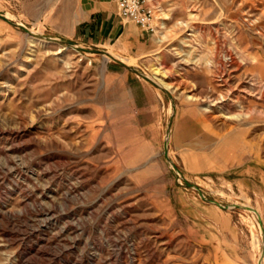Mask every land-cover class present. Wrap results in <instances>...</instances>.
I'll return each instance as SVG.
<instances>
[{
	"label": "rangeland",
	"instance_id": "374dc122",
	"mask_svg": "<svg viewBox=\"0 0 264 264\" xmlns=\"http://www.w3.org/2000/svg\"><path fill=\"white\" fill-rule=\"evenodd\" d=\"M147 4L119 63L56 39L97 0H0V264H259L264 0Z\"/></svg>",
	"mask_w": 264,
	"mask_h": 264
},
{
	"label": "crops",
	"instance_id": "0c3cea01",
	"mask_svg": "<svg viewBox=\"0 0 264 264\" xmlns=\"http://www.w3.org/2000/svg\"><path fill=\"white\" fill-rule=\"evenodd\" d=\"M99 5L96 8L89 10L88 17L77 22L75 26V41L71 42L85 48H92L91 46L102 45L106 42H111L114 38L118 37L123 41L134 43L140 42L141 38L145 37L147 31L142 30L137 24L127 21L119 16L117 6L113 0H97ZM115 10H111L112 7ZM117 15L118 21L114 22L115 16ZM125 24L124 26L121 24ZM127 23L129 26H127ZM134 26L136 30H139V34L136 37L135 34L131 33L130 27ZM131 34L134 36L131 38Z\"/></svg>",
	"mask_w": 264,
	"mask_h": 264
},
{
	"label": "built area",
	"instance_id": "2783aa9c",
	"mask_svg": "<svg viewBox=\"0 0 264 264\" xmlns=\"http://www.w3.org/2000/svg\"><path fill=\"white\" fill-rule=\"evenodd\" d=\"M117 6L118 14L125 20L137 24L142 30L153 33L156 13L147 4V0H113Z\"/></svg>",
	"mask_w": 264,
	"mask_h": 264
},
{
	"label": "bare ground",
	"instance_id": "6f19581e",
	"mask_svg": "<svg viewBox=\"0 0 264 264\" xmlns=\"http://www.w3.org/2000/svg\"><path fill=\"white\" fill-rule=\"evenodd\" d=\"M159 11H161V10H159ZM161 13H162V20H163V22H162V28H164V29H166V20H168V15L166 14V13H164V12H162L161 11ZM3 16L4 17H8L9 19H11V20H15L16 19V17H14V15L13 14H11V13H9V12H7V13H5V14H3ZM18 24H21V23H18ZM159 26V25H158ZM30 29V31L31 32H33V33H38V34H40V31H37V30H34V28H29ZM157 32V31H156ZM35 37V36H34ZM36 38H38V37H36ZM166 38V35L165 34H163V33H160L159 35H157L156 36V41L158 42V43H160V42H162L164 39ZM40 39V38H39ZM108 52V54H107V56H108V58L109 57H111L112 59H117V60H119V61H122V59L123 58H121L120 57V55L118 54V53H115L114 51H111V54H110V52H109V50L107 51ZM122 62H124V61H122ZM126 63V62H125ZM129 65H135L134 64V62H132V61H129V63H128ZM155 75H158L157 73H158V68H155ZM157 78H159V77H157ZM161 80V79H160ZM167 87H169V85H166ZM164 141H169V139L168 138H166V140H164ZM169 143V142H168ZM168 146H169V144H168ZM169 148V147H168ZM250 204V203H249ZM249 204H243V206L240 204V206L241 207H243V208H245V209H247V208H249L248 210H250V209H252V206L251 205H249ZM234 205H238L237 203H233V205H231V206H234ZM256 211H257V215L258 216H261V214H260V212L258 211V209H256ZM256 214V213H255ZM259 252L261 253V257H259L260 259L258 260L259 261V264H264V252H263V249H262V247H260L259 248Z\"/></svg>",
	"mask_w": 264,
	"mask_h": 264
},
{
	"label": "water",
	"instance_id": "95a60500",
	"mask_svg": "<svg viewBox=\"0 0 264 264\" xmlns=\"http://www.w3.org/2000/svg\"><path fill=\"white\" fill-rule=\"evenodd\" d=\"M0 17H4L3 16V14L0 12ZM19 27H21L23 30L25 29L28 33H32V34H35V33H33V32H31L30 31V29L25 25V24H18V23H16ZM57 40H59V41H61V42H63V43H66V44H68V45H70V46H75V47H78L79 49H82V50H92V51H95V52H102V53H106V54H108V52H107V50H98V49H91V48H89V49H87V48H85V47H82V46H79V45H76V44H72L71 42H69V41H66V40H64V39H60V38H56ZM116 62H119V63H125V62H122V61H119V60H117V59H114ZM166 143H165V145H166V149L168 148V142L167 141H165ZM238 206V205H237Z\"/></svg>",
	"mask_w": 264,
	"mask_h": 264
}]
</instances>
